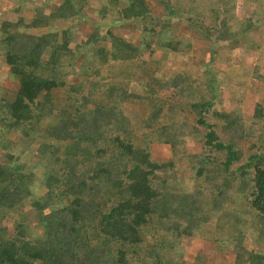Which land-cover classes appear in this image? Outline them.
Masks as SVG:
<instances>
[{
	"label": "trees",
	"instance_id": "obj_1",
	"mask_svg": "<svg viewBox=\"0 0 264 264\" xmlns=\"http://www.w3.org/2000/svg\"><path fill=\"white\" fill-rule=\"evenodd\" d=\"M26 1L0 16V264H264V97L237 104L264 77L215 67L223 44L260 49L264 0H153L160 20L98 0L80 42L87 0ZM183 15L193 39L170 32Z\"/></svg>",
	"mask_w": 264,
	"mask_h": 264
},
{
	"label": "rangeland",
	"instance_id": "obj_2",
	"mask_svg": "<svg viewBox=\"0 0 264 264\" xmlns=\"http://www.w3.org/2000/svg\"><path fill=\"white\" fill-rule=\"evenodd\" d=\"M17 1H20L21 4H23L22 3L23 0H0V16L8 20L14 21L15 18L17 17L16 12L14 11V9L17 8ZM97 1L98 0H87L86 6L81 10V13L83 15L82 19H83L84 24L78 28L79 33L78 32L76 33L78 37L77 42H80L81 38L86 37L88 32L91 31V29L94 26L93 19H95L96 17H94L93 11L95 9V5ZM174 1L175 0H170V2H174ZM186 1L188 0H185V2ZM195 1L197 2V0ZM40 2L41 0H27L26 1V3H28L27 4L28 6L33 4L34 6H37V7L39 6ZM146 2L148 3L150 7L151 15L155 17L156 19L160 20L163 17V12H164L163 7H161L160 5H156L155 1L153 0H146ZM235 7H236V12H238L237 13L238 15L240 14L239 13L240 11H243L244 9L245 10L248 9L247 3L244 4L243 2H238L237 4H235ZM205 9L206 8H204V10ZM25 14H28V13L25 12ZM103 28L104 27H101V33L104 32ZM138 29L140 28L139 27L136 28V25L125 24V25L120 26L118 29L113 30V32L118 35H124L125 37H127L129 41L135 42L139 36ZM170 32H172L175 36H179V35L187 36L188 35L192 39L196 37L194 35L195 33H193V30H191L189 26V21L185 15L173 20L171 27H170ZM250 39H252L253 41H255L256 43L260 45V49L258 51L245 52L243 50L245 45L242 42L239 43L237 46L236 44H234V47L229 50H227V48L223 44L222 48L219 50V53L217 54L218 63H216L215 67L219 68L224 65L226 67L233 65V66H236L239 75H241L243 78H249L252 67L256 65L258 67L259 74L264 77V22L259 26L256 32H254L253 34H250ZM74 43L75 42H72L71 44L74 45ZM192 45H193V42H192ZM209 48H210L209 43L196 42L195 48H194L195 53H193V55H195L194 56L195 58L193 57V59H195L196 62L203 61V58L201 57H203L204 53L208 52ZM143 55L146 60L148 56V52L144 53ZM154 57L156 56L154 55ZM183 61L181 60L179 55H174V59H171L169 63L172 67H179L182 64L183 66L185 65L187 69L193 68L191 65L186 64L185 61L184 62ZM0 70H1L0 71V77H1L3 76L4 67L1 66ZM76 71H77L76 74H74L75 76L69 79L70 83H76L79 77L81 76V73H80L81 70H76ZM6 85L8 87H11L12 84H9V82H7ZM262 97H264V83L259 82L256 79L252 78L250 81V84H248V87L246 88L244 100L237 104L238 106L241 107L242 113L247 114L251 109L253 101L258 100L259 98H262ZM9 138L12 141V143H15L17 140V137L15 135L10 136ZM34 147L35 146H32L31 148L27 149L26 152L22 155V158L28 161L29 164H32L34 160L33 155H32L34 151ZM196 148L197 146L194 147L192 145H189V147H187L189 153L193 152V150ZM162 154L164 158L166 157L168 158V153L162 152ZM184 165L185 164L182 162L180 163V165H178V168L182 169L184 168ZM180 172L182 174L183 173L185 174L184 171H180ZM29 218L30 220H35V216L33 215V213L29 212ZM4 225H7V228H9L10 222H4ZM32 228H34L35 230L34 226H32ZM203 247L211 250V246L208 247L204 245ZM197 254H198V251L196 249H191L189 247H185V249H183V257L185 261L192 262V260L194 259V255H197ZM224 258L227 260L231 259L232 258L231 252L227 253L226 256H224Z\"/></svg>",
	"mask_w": 264,
	"mask_h": 264
}]
</instances>
